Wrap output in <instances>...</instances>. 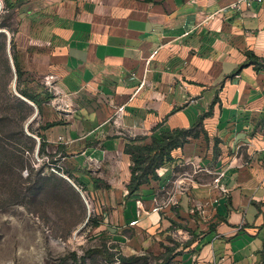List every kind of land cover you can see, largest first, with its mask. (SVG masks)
Masks as SVG:
<instances>
[{"label":"crops","instance_id":"0c3cea01","mask_svg":"<svg viewBox=\"0 0 264 264\" xmlns=\"http://www.w3.org/2000/svg\"><path fill=\"white\" fill-rule=\"evenodd\" d=\"M234 1L4 0L2 8L12 12L25 89L40 102L36 138L91 192L107 186L101 200L115 225L154 234L173 220L193 229L179 264H264V0L242 10ZM47 78L69 112L49 103ZM176 129L188 131L186 141L155 168L157 179L129 194L125 145Z\"/></svg>","mask_w":264,"mask_h":264},{"label":"rangeland","instance_id":"374dc122","mask_svg":"<svg viewBox=\"0 0 264 264\" xmlns=\"http://www.w3.org/2000/svg\"><path fill=\"white\" fill-rule=\"evenodd\" d=\"M3 6L0 0V264H179L193 229L173 220L154 234L115 225L114 208L101 200L107 186L91 192L59 151L36 139L39 112L20 94H29L30 79L16 73L14 20Z\"/></svg>","mask_w":264,"mask_h":264},{"label":"trees","instance_id":"16d2710c","mask_svg":"<svg viewBox=\"0 0 264 264\" xmlns=\"http://www.w3.org/2000/svg\"><path fill=\"white\" fill-rule=\"evenodd\" d=\"M5 48V36L0 33V50ZM254 58L253 55L249 56ZM14 67L18 76L21 75L17 62L13 57ZM21 96L28 99L40 109V102L34 97L29 96L27 93H20ZM48 97L46 98V101ZM50 124L46 126H53ZM188 137V131L183 129H176L171 132L162 133L160 138L152 137L151 141L147 144L139 145L133 142H129L125 145L124 152L130 155L132 160L131 177L127 186L128 193L132 194L139 190L140 187L148 183L150 179H157L155 174V168L164 165L170 160L171 150L181 147ZM43 139V138H42ZM40 141H42L40 139ZM43 142V141H42ZM45 145V142H43ZM123 260L126 258L122 257Z\"/></svg>","mask_w":264,"mask_h":264},{"label":"built area","instance_id":"2783aa9c","mask_svg":"<svg viewBox=\"0 0 264 264\" xmlns=\"http://www.w3.org/2000/svg\"><path fill=\"white\" fill-rule=\"evenodd\" d=\"M254 1H260V0H235L231 4V7H233L236 10H242L243 7L249 8L252 5V2ZM45 86L48 94L51 97L49 103L54 108V110L58 113L69 112L71 110L70 105H68L67 102L64 100L66 93L64 92V90H62V88L58 85V83H56V81H53L50 78H47L45 80ZM120 110L121 109H119L118 112ZM36 139L40 141L39 138ZM223 191L227 193L226 189H224ZM194 203L196 205V209L198 210V214L204 216L205 206L198 202H194Z\"/></svg>","mask_w":264,"mask_h":264},{"label":"water","instance_id":"95a60500","mask_svg":"<svg viewBox=\"0 0 264 264\" xmlns=\"http://www.w3.org/2000/svg\"><path fill=\"white\" fill-rule=\"evenodd\" d=\"M10 41V40H9Z\"/></svg>","mask_w":264,"mask_h":264}]
</instances>
